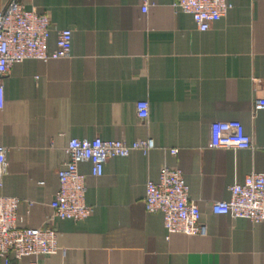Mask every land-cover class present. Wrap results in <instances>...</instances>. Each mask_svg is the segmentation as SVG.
<instances>
[{
	"label": "crops",
	"instance_id": "0c3cea01",
	"mask_svg": "<svg viewBox=\"0 0 264 264\" xmlns=\"http://www.w3.org/2000/svg\"><path fill=\"white\" fill-rule=\"evenodd\" d=\"M22 1L48 16L50 52L59 30L70 29L73 41L69 58L17 63L2 80L8 173L0 196L20 199L18 226H48L71 139L155 144L147 156L134 151L108 161L101 177L90 163L80 165L94 212L82 222L51 220L61 251L39 260L264 264V222L212 211L230 198L231 185L264 173V110H255L264 98V0H229L232 9L207 32L176 12L174 0ZM139 101L150 104L147 120L137 116ZM230 120L244 125L252 150L210 147L212 123ZM165 166L182 171L206 235L168 240L163 216L146 211V184Z\"/></svg>",
	"mask_w": 264,
	"mask_h": 264
},
{
	"label": "built area",
	"instance_id": "2783aa9c",
	"mask_svg": "<svg viewBox=\"0 0 264 264\" xmlns=\"http://www.w3.org/2000/svg\"><path fill=\"white\" fill-rule=\"evenodd\" d=\"M148 3L142 7L147 12ZM178 13L192 17L200 32L209 31L232 9L229 0H174ZM53 32L46 14L36 8H28L22 0L4 3L0 0V110L5 106V89L2 80L11 67L27 60L49 62L66 59L71 55L73 33L70 29L58 31L56 48L50 52L48 42ZM255 110H264V98L258 99ZM137 116L147 120L150 116L148 101L136 105ZM212 149L252 150L253 143L244 125L238 120L217 121L210 127ZM153 140H139L128 144L120 140L71 139L66 154L68 161L58 171L59 190L52 203L53 216L48 226L20 228L18 207L20 199L0 196V264H14L26 258H34L28 264H43L41 257L59 253L58 232L49 226L51 220L82 222L94 212L86 203V176L80 171L83 163L91 164L94 177H101L108 161L127 158L134 151L147 156L154 150ZM171 153L176 155L177 151ZM7 150L0 144V188L8 173ZM228 200L212 204L217 215H230L234 219H246L252 223L264 222V173L251 172L242 183L229 187ZM144 206L150 214L163 216L166 238L171 235L204 236L206 228L198 201L189 196L185 177L180 169L163 167L157 181H148Z\"/></svg>",
	"mask_w": 264,
	"mask_h": 264
}]
</instances>
